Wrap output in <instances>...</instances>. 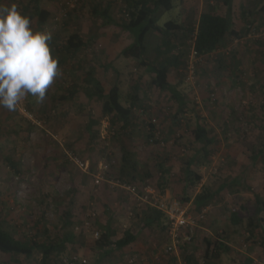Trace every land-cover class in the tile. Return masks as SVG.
Here are the masks:
<instances>
[{
  "label": "rangeland",
  "instance_id": "obj_1",
  "mask_svg": "<svg viewBox=\"0 0 264 264\" xmlns=\"http://www.w3.org/2000/svg\"><path fill=\"white\" fill-rule=\"evenodd\" d=\"M124 1L83 0L73 11L67 10L68 0L41 1L40 8L52 13L49 23L41 30L31 0H0V3L16 4L21 13L27 10L33 14L31 27L50 32L59 50L74 34L88 43L75 58L69 57L63 65L58 64L60 75L54 78L43 102L26 94L14 111L0 107V219L7 218L9 231L21 239L32 238L38 230L48 228L49 240L55 239V233L68 219L67 212L71 211V229L80 235L83 243L68 247L54 260L78 255L87 264H95L100 255L93 250L94 244L108 225L114 227L117 240L130 225L140 227V239L146 248L164 249L168 245L164 232L146 230L145 207L131 201L119 186L125 175L140 180L148 174L145 186L159 191L163 203L181 200L188 204L202 188L214 192L229 176L235 178L250 162L252 153L264 144V13L261 11L264 0H233L234 28L240 39L202 57L196 56L191 47L194 34L186 31L180 34L179 26L190 19L197 27L201 11L207 9L226 13L223 3L227 0H174L171 10L159 13L161 28L179 38L183 35L179 50L185 55L186 64L181 70H172L169 81L183 94L187 107L179 113V120L174 121L172 116L179 111L176 101L151 84L153 76L137 60L122 56V51L133 41L116 24L125 20ZM108 5L109 15L115 21L111 25L99 15ZM96 7L98 14L92 12ZM158 41V35L149 36L150 60L155 58ZM188 62L195 66L193 78L186 68ZM89 71L95 72L87 79ZM115 83H119L126 105L132 104L135 92L139 96L141 108L134 111L135 118L125 132L121 131V122L112 125L111 119L102 115V100L88 99L81 91L83 88L94 95L95 92L105 95ZM71 88L80 91L74 101L58 99ZM20 107L32 112V122L19 113ZM198 117L218 136L220 144L211 154L208 166L200 170L193 167L202 180L189 188L180 173L184 162L201 147L191 133ZM91 120L97 123L93 128L95 138L87 130ZM150 123L157 128L152 138L147 136ZM224 124L228 127L227 134ZM73 157L85 160L89 171H81ZM8 158H12V163ZM263 162L259 158L256 166L247 170L252 179L248 193H264ZM102 165H109V172L104 175L106 181L97 185L95 175ZM162 167L166 174H162ZM162 177L166 182L161 181ZM230 186L216 195L219 197L209 206L191 210L197 225L191 247L198 262L240 264L238 256L242 253L237 248L241 245L238 247L236 240L242 239L243 232L237 226L228 227L234 242L229 244L231 247L224 244L230 251H223L222 259L209 261L206 257L208 240L222 242L227 231L224 224H228L231 214L240 210L236 192L242 187L232 183ZM203 209L205 219L199 221ZM214 209L220 212L215 214ZM215 217L220 218L218 225L211 228ZM251 237L246 233L243 238L248 241ZM135 255L138 258L134 264L144 262L139 254L115 251L102 263L129 264ZM3 259L9 264H40L41 256L32 259L3 256Z\"/></svg>",
  "mask_w": 264,
  "mask_h": 264
},
{
  "label": "trees",
  "instance_id": "obj_2",
  "mask_svg": "<svg viewBox=\"0 0 264 264\" xmlns=\"http://www.w3.org/2000/svg\"><path fill=\"white\" fill-rule=\"evenodd\" d=\"M31 1L36 7V14L40 29L44 30L47 23H49L52 13L41 9L39 5L41 1L53 0ZM12 2H14V0H12ZM124 2L125 20L122 23L116 24L123 32H128L133 41L130 47H127L122 51V56L137 60L140 67L146 69L153 76L151 84L154 87L169 93L171 99L176 101L179 106V111H176L172 116L174 121L175 119H178L179 113L187 107V100L184 98L183 94L169 81L170 72L174 69L181 70L186 64L185 55L183 57V53L179 50L182 45L183 35L179 38L177 34H173L171 31H167L165 28H161L158 25L159 13L161 11L171 10L174 5V0H125ZM232 2L233 0H227L225 2V7L227 9L226 13H217V11L213 9L201 11L197 20V27H194L191 24L192 21L190 22V19H188L186 23L179 26L180 34H184L185 31L194 34V41L191 47L193 48L196 56H210L225 45L232 43L233 40L240 39V35L234 28ZM109 7L110 5H108L102 13H99V15H101L100 17L106 18L108 23L111 25L115 23V21L112 16L109 15ZM97 10L98 8L96 7L95 9H92V12L98 14L99 11L97 12ZM261 11L264 13V6L261 8ZM23 12V15H26L30 21L34 18L33 14L29 13V11L27 12V10H25ZM151 34L158 35L159 39L155 50L156 54L154 60H150L147 57L148 37ZM52 45L53 46H50V49L53 48V50L50 52L53 58L57 59L59 65H63V63L67 62L69 57L75 58L80 51L85 50V48L88 47V43L81 39L78 34L72 35L65 42L62 50L57 49L56 44L53 43ZM94 72L89 71L87 79L94 75ZM75 88H71V90H68L67 93H64V95L62 97H58V99L61 101H74V96L80 93V91ZM81 91L87 95L86 97L88 99H94V97H96L99 100H102V115L110 118L112 125L116 124L118 121L121 122V131L124 132L131 126L132 121L135 118L134 111L141 108L138 103L139 96L137 92H135L136 94L132 96V104L126 105L123 102V95L119 83L112 85L105 95L96 92L94 95L92 92L85 91L83 88ZM95 124L97 123L91 120L87 127L89 135L94 138L97 136H95V132L93 131ZM224 126L226 127L224 128V132L227 134L226 132L228 131V127L225 124ZM207 128L208 127L206 126L205 121L200 120L198 117L196 126L193 130H191L195 142L201 147L195 149V154L184 162V168L180 173L183 182L189 188L197 186V184L202 180L201 174L197 173L193 167L195 166L200 170L202 167L208 166L211 163L209 160L211 154L214 153L215 149L220 144L218 136L212 134ZM148 129L149 134L147 136L148 138H152L155 133H157L156 125L150 123L148 125ZM126 147L124 148L127 149ZM259 158H263L264 161V144L252 153V156L249 158L250 162L245 165L242 172L237 174L232 182H225V186L220 189V192L223 189H227L228 187L230 188L231 183L237 185V187L243 186L244 188H247L248 191H251L248 184L251 183L252 179L247 175V170L250 166H256L255 164ZM8 160L12 163V158H8ZM161 172L162 174H166L165 172H167V170L165 167L161 168ZM125 176L126 178L122 179L123 183L137 186L140 188V191L143 187L145 188L146 179L150 177V175L147 174L146 179L138 180V177L132 176L131 178H128L130 176ZM161 181L166 182L163 177L161 178ZM215 197V194L204 187L202 188L201 193L197 194L193 204L198 210H201L202 208L209 206ZM130 200L132 201V199ZM179 201L182 202L181 200ZM256 202L259 212L264 214V199L259 200V197H256ZM142 206H144L146 210L143 220V225L146 230L153 232L155 229H161V231L165 232L167 244L169 245L170 240L167 233L170 226L166 213L148 203H143ZM70 213L71 211L67 212L68 219L55 233V239L49 240L47 239L50 238L48 237L50 233L48 228L45 230H38L32 238L21 239L20 237L14 236L9 231L7 218L0 219V264H9L5 261V259H3V256L32 259L36 255L41 256L40 264H66L64 262L65 259L63 260V258H61L54 260V258L58 255L64 254L68 247H75L78 244L83 243L80 240V235H77L74 229H71V227H73V222L70 221ZM232 216L236 219L238 215L234 212ZM109 224H111V222H109ZM113 228L114 227L111 225L105 227L100 237L94 244L93 250L97 251L100 255V258L97 262H95V264H103L102 262L112 256L115 251H121L128 247L136 240V236L133 232L140 231V227L130 225V227L124 231L123 236L117 240V232L114 231ZM208 241L209 244L206 251V257H208L209 261L215 259L217 260V258L220 257L221 251H230V248L222 242L217 240ZM193 242L182 245L179 250L180 254L169 255L176 259L175 264H206V261L198 262L196 260L197 258L194 251H192ZM69 259L70 257L67 258V260ZM252 263L253 261L250 259L248 264ZM77 264L83 263L80 260Z\"/></svg>",
  "mask_w": 264,
  "mask_h": 264
},
{
  "label": "clouds",
  "instance_id": "obj_3",
  "mask_svg": "<svg viewBox=\"0 0 264 264\" xmlns=\"http://www.w3.org/2000/svg\"><path fill=\"white\" fill-rule=\"evenodd\" d=\"M52 34L31 27L16 4L0 3V107L14 111L26 94L43 102L60 75L50 52Z\"/></svg>",
  "mask_w": 264,
  "mask_h": 264
},
{
  "label": "crops",
  "instance_id": "obj_4",
  "mask_svg": "<svg viewBox=\"0 0 264 264\" xmlns=\"http://www.w3.org/2000/svg\"><path fill=\"white\" fill-rule=\"evenodd\" d=\"M223 4L225 5V3H223ZM224 9H226V7ZM232 11H233V17L235 18L236 14H234V5H233ZM148 39H149V37H148ZM53 43L55 44V42L52 39L51 42H49V46H53L52 45ZM57 43L58 42H56V44ZM51 50H53V48H51L50 51ZM231 178H232V176H229L225 182L226 183L230 182L229 180ZM234 179L235 178H232V181ZM223 186H225V184L221 185V188H218L216 191H214L212 193L215 194V196L219 195L220 189H222ZM241 187L242 188L238 189V191L236 192V194L238 196V202L240 205V210L238 212H236L238 216L236 217V219H234L232 214H231L229 217V220L227 222L228 224L223 223L225 225V229L227 231H226V235H224V239L222 242L227 244L228 246H230L229 244H232L234 242V239H232V233H231V231L228 230V227L230 226L231 228H233L234 226H237V228L241 229V231L243 232V237L246 233H248V235L252 236L250 238V240H248V241H245V239L243 237L241 240L239 239V237L236 240L238 247H239V244L241 245V248H237L238 252L242 253L241 255L238 256V258L240 260V264H248L250 259L253 261L252 264H264V214L259 212V209L257 207V202H256V197H259V200L264 199V193L262 194L260 192H257V193L251 194V193H248L247 188H244L243 186H241ZM165 194L168 196V198H170L169 197L170 195L167 192ZM193 202H194V200L188 202V204L184 203V202L183 203L181 202V203L184 206L187 205L185 207L188 209L189 213H191L192 209H197L194 206ZM213 212H215V214H216L217 212H220V210L214 209ZM219 219H220L219 217H215L214 224L212 225L213 222L210 223V227L211 228L217 227V225H218L217 223H218ZM156 231H157V229H155L153 232L156 233ZM202 232L203 231H200V234H202V236H203ZM133 234L136 236V240L134 242H132L128 247L124 248L123 250H121V251L119 250V252H122V251L124 253L127 252V255L128 254L129 255L134 254V253L141 255V260H143L142 258H144V262L140 263V264H175L173 262H175L176 259L173 258L172 256L167 255L164 252L165 248L162 249V247L157 246V248H154L151 251V249L145 247L146 244H142V241L140 239L142 234H140V232H133ZM164 234H165V232H164ZM164 234L162 233V237H165L166 234L165 235ZM236 237H237V235H236ZM222 252L223 251L220 252V257H219L221 259L223 258ZM166 258H168V259L166 260ZM219 258H217V259H219Z\"/></svg>",
  "mask_w": 264,
  "mask_h": 264
},
{
  "label": "built area",
  "instance_id": "obj_5",
  "mask_svg": "<svg viewBox=\"0 0 264 264\" xmlns=\"http://www.w3.org/2000/svg\"><path fill=\"white\" fill-rule=\"evenodd\" d=\"M81 1L83 0H68L67 10L73 11L77 9ZM187 71L189 72L190 78H193V75L195 73V66L193 63L188 62ZM19 113L25 119L29 121L31 120V122L34 119L32 112L24 107L19 108ZM72 161L81 171L85 173L89 171V165L86 161H83L78 157H73ZM107 172H109V165H102L101 171L95 175L97 185H100L101 183L106 181L104 175ZM119 184L120 181H118V185ZM119 186L123 187L126 193L130 196V199H132L133 201H138L141 204H151L152 206H155L166 213L170 226L167 233L170 243L165 247L164 252L166 254L177 255L179 254V250L182 245L188 243L190 244L194 241V230L197 227L196 221L191 216L188 209L179 200L166 201L167 203H163L165 201L163 200V196L161 195V193L159 191L150 189L149 186H145V188L143 187L141 191L139 187L130 184L122 183ZM205 214L206 211L205 209H203L201 215L199 216V221L205 219ZM137 258L138 256L135 255L134 258L131 259L129 264H134V262L137 261ZM80 260L83 264H87V260L81 258L78 255H74L69 260L65 259L64 262L66 264H77Z\"/></svg>",
  "mask_w": 264,
  "mask_h": 264
}]
</instances>
